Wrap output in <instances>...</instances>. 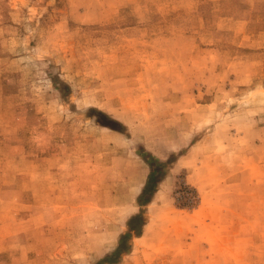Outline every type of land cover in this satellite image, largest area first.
<instances>
[{
    "label": "rangeland",
    "instance_id": "1",
    "mask_svg": "<svg viewBox=\"0 0 264 264\" xmlns=\"http://www.w3.org/2000/svg\"><path fill=\"white\" fill-rule=\"evenodd\" d=\"M142 149L112 264H264V0H0V264L111 252Z\"/></svg>",
    "mask_w": 264,
    "mask_h": 264
},
{
    "label": "trees",
    "instance_id": "2",
    "mask_svg": "<svg viewBox=\"0 0 264 264\" xmlns=\"http://www.w3.org/2000/svg\"><path fill=\"white\" fill-rule=\"evenodd\" d=\"M138 154L147 164L149 169L145 182L141 187L136 200L139 210L127 219L126 230L120 234L115 248L111 252L104 254L94 264L116 263L123 254L131 250L130 240L132 236L141 235L142 227L146 223L144 207L151 202L159 183L166 176L168 167H170L181 153L172 154L164 160L144 149L139 150Z\"/></svg>",
    "mask_w": 264,
    "mask_h": 264
},
{
    "label": "water",
    "instance_id": "3",
    "mask_svg": "<svg viewBox=\"0 0 264 264\" xmlns=\"http://www.w3.org/2000/svg\"><path fill=\"white\" fill-rule=\"evenodd\" d=\"M104 124H105V125H108V126H111V127H112V125H111V122H110V121H106Z\"/></svg>",
    "mask_w": 264,
    "mask_h": 264
},
{
    "label": "crops",
    "instance_id": "4",
    "mask_svg": "<svg viewBox=\"0 0 264 264\" xmlns=\"http://www.w3.org/2000/svg\"><path fill=\"white\" fill-rule=\"evenodd\" d=\"M258 157H259V156H257L256 154H254V155L252 156L253 160H257Z\"/></svg>",
    "mask_w": 264,
    "mask_h": 264
}]
</instances>
